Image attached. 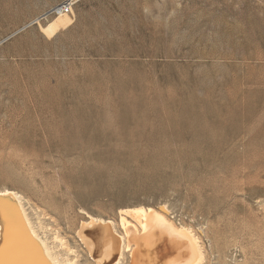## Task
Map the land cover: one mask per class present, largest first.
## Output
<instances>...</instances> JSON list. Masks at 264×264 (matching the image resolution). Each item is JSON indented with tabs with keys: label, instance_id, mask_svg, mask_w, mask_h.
<instances>
[{
	"label": "rangeland",
	"instance_id": "rangeland-1",
	"mask_svg": "<svg viewBox=\"0 0 264 264\" xmlns=\"http://www.w3.org/2000/svg\"><path fill=\"white\" fill-rule=\"evenodd\" d=\"M60 1L0 0V192L79 264L86 215L122 234L118 211L140 206L192 230L196 264H264V0L36 18Z\"/></svg>",
	"mask_w": 264,
	"mask_h": 264
},
{
	"label": "bare ground",
	"instance_id": "bare-ground-1",
	"mask_svg": "<svg viewBox=\"0 0 264 264\" xmlns=\"http://www.w3.org/2000/svg\"><path fill=\"white\" fill-rule=\"evenodd\" d=\"M167 214L163 206L121 209L118 226L122 234L114 222L86 215L76 231L77 240L93 264H115L126 253L128 264H196L202 258L198 237L191 229L174 225ZM30 218L18 194L0 192V264H79L78 254L64 242L49 246L47 238L42 239L48 232L40 237V225ZM46 229L40 226L38 230ZM57 240L54 234L51 243Z\"/></svg>",
	"mask_w": 264,
	"mask_h": 264
},
{
	"label": "built area",
	"instance_id": "built-area-1",
	"mask_svg": "<svg viewBox=\"0 0 264 264\" xmlns=\"http://www.w3.org/2000/svg\"><path fill=\"white\" fill-rule=\"evenodd\" d=\"M78 1L80 0H62L56 5L47 9L45 12H43L38 17V19L40 20V22H45L48 19L63 16V15L71 16L72 10Z\"/></svg>",
	"mask_w": 264,
	"mask_h": 264
},
{
	"label": "crops",
	"instance_id": "crops-1",
	"mask_svg": "<svg viewBox=\"0 0 264 264\" xmlns=\"http://www.w3.org/2000/svg\"><path fill=\"white\" fill-rule=\"evenodd\" d=\"M52 6H54V5H52ZM52 6H50V7H52ZM50 7H49V8H50ZM72 11H73V10H72ZM72 14H73V13H72ZM38 17H39V16H38ZM38 17H36V18H38ZM34 19H35V18H34ZM34 19H33V20H34ZM71 20H72V19H71ZM31 21H32V20H31ZM31 21H30V22H31ZM30 22H29V23H30ZM72 24H73V20H72V23H71L68 27H71ZM68 27H67V28H68ZM65 29H66V28H65ZM65 29H63V30H65ZM60 31H62V30H60ZM60 31H58L53 37H51V40H52L53 38H55V37L60 33Z\"/></svg>",
	"mask_w": 264,
	"mask_h": 264
}]
</instances>
